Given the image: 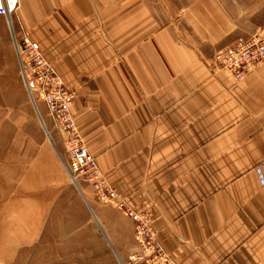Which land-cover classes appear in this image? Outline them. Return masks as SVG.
Returning a JSON list of instances; mask_svg holds the SVG:
<instances>
[{"label": "crops", "instance_id": "crops-1", "mask_svg": "<svg viewBox=\"0 0 264 264\" xmlns=\"http://www.w3.org/2000/svg\"><path fill=\"white\" fill-rule=\"evenodd\" d=\"M14 24L74 90L89 150L177 263L264 264V66L242 80L211 67L244 37L222 0H20ZM42 129L0 165V264H136L135 222L74 184L64 136Z\"/></svg>", "mask_w": 264, "mask_h": 264}, {"label": "built area", "instance_id": "built-area-1", "mask_svg": "<svg viewBox=\"0 0 264 264\" xmlns=\"http://www.w3.org/2000/svg\"><path fill=\"white\" fill-rule=\"evenodd\" d=\"M20 0H0V14L7 18L17 52L20 76L30 101L42 119V125L52 138L50 129L42 116L41 105L47 107V115L52 130L64 136L66 143V167L71 181L78 186L86 183L91 186L96 197L111 203L135 222V235L141 249L130 255L136 264H179L165 250L159 240L151 214L139 211L108 180L100 168L96 156L89 150L80 127L72 111L75 92L69 88L55 64L50 60L41 44L28 32L18 35L14 17L19 9ZM213 69L227 71L236 80L264 66V31L249 37L239 38L218 51L210 63ZM257 172L263 175L262 168Z\"/></svg>", "mask_w": 264, "mask_h": 264}, {"label": "rangeland", "instance_id": "rangeland-1", "mask_svg": "<svg viewBox=\"0 0 264 264\" xmlns=\"http://www.w3.org/2000/svg\"><path fill=\"white\" fill-rule=\"evenodd\" d=\"M222 2L238 26V30H243L241 36L249 37L264 31V0H222ZM3 25L0 19V165L7 160L13 140L19 133L23 137H38L40 132L44 133L42 119L31 103L22 82L10 33L8 30H2ZM42 116L44 118L43 114ZM49 129L53 136L56 130L50 127ZM49 252L48 250L47 253Z\"/></svg>", "mask_w": 264, "mask_h": 264}]
</instances>
